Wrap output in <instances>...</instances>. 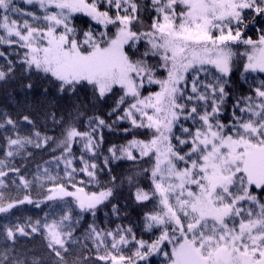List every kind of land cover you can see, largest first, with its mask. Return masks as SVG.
Instances as JSON below:
<instances>
[{
	"label": "snow or ice",
	"instance_id": "obj_1",
	"mask_svg": "<svg viewBox=\"0 0 264 264\" xmlns=\"http://www.w3.org/2000/svg\"><path fill=\"white\" fill-rule=\"evenodd\" d=\"M23 3L34 10L0 0V82L28 77L25 101L37 87L39 98L15 119L0 111V129L12 132L0 159V213L26 204L48 211L0 224V264H150L154 255L165 264H264V79H248L264 74V0ZM34 110L62 129L59 138L37 130ZM105 130L130 138L105 147ZM28 146L59 155L28 178L14 162L32 156ZM116 162L132 166L116 175ZM10 184L26 194L7 195ZM125 186L137 205L155 202L144 214L145 229L159 230L150 242L131 226L97 222L109 206L120 215L113 201ZM36 237L40 255L17 249Z\"/></svg>",
	"mask_w": 264,
	"mask_h": 264
},
{
	"label": "trees",
	"instance_id": "obj_2",
	"mask_svg": "<svg viewBox=\"0 0 264 264\" xmlns=\"http://www.w3.org/2000/svg\"><path fill=\"white\" fill-rule=\"evenodd\" d=\"M17 4L19 7L25 9V10H34L31 6H27L23 3V0H17ZM87 20V17L80 16L76 23L84 25V22ZM248 35L253 36L255 39V32H249ZM6 53L12 51V49L8 48L7 46H4L3 49ZM240 51H243L241 48ZM14 59H18V57H12ZM0 63H3V59L0 58ZM242 70V68H241ZM253 77H255L257 80L264 79V74L260 73H252L249 75L248 79L251 80ZM31 79L33 81L39 80V78L35 74H31ZM236 86L239 90V92L243 94H247L248 92V85L240 80L239 72H237L233 77ZM28 82V77L21 78L19 74L17 75L16 79L9 80L7 83L0 82V111H7L9 114L13 116V118H17V113L23 111L24 114H29L28 109L24 108V103H34L39 98V88H34L31 93L28 94L27 101H25V93L21 90L20 84L21 83ZM150 90L155 91L158 90V87L153 85L150 87ZM57 103L61 106L66 104V101L59 100ZM112 101L109 100L107 103H105L101 108V114L109 110L111 106ZM38 110H34L31 112V115L33 116V119L36 121L37 124V130L41 131L42 133H46L49 136H54L59 138L62 129L53 125L51 120H45L42 114H37ZM59 115V113H58ZM121 127H127L128 125L124 122L121 123ZM30 129L25 126L21 132L22 135L29 134ZM5 134L12 135V132L10 130H3L0 129V159L4 158V153L6 151V140H5ZM130 138L125 137L120 133H111L108 130H105V139L106 144L105 147H107L111 143H121L124 141V139ZM54 147V145H53ZM75 150V146H74ZM28 152H32V156L28 157L27 159L24 158V156H17L15 158V165L17 167H21V173L28 176V178H31V175L36 170V165H42L44 166L45 160H50L53 155H59V152H51L49 149H33L31 146L27 147ZM79 153L77 152V155ZM118 165V166H117ZM130 162H116V164L113 165V174L116 175H126L128 173V169L131 167ZM147 167L148 165H144ZM48 167H52L51 165H48ZM62 167V165H61ZM62 174V172H61ZM10 178L12 174H9ZM101 179H106V177L101 176ZM142 186L148 190L150 189L151 185L148 181V179L145 177L141 181ZM91 190H97L96 188H92ZM7 195H10L12 197H16L19 195L20 197H23L25 195V191L23 190H17L14 185L9 186V189L6 193ZM31 195L34 199H38V189L33 187L31 191ZM113 203H118L120 207V215H112L111 208L106 207L103 208L102 211L97 213V222L101 224V226H106L108 228H115L116 225H124V226H131L133 228V231L136 233L138 239H144L146 241H152L156 238V236L159 235L158 229H153L152 231H148L144 227V214L146 212H149L153 210L155 207V202H145L143 205H137L133 202L131 195L127 189V186H125L120 194L119 198ZM48 211V209L41 205L40 208H36L34 205H20L17 208L13 209L10 213H1L0 214V224L5 223H23L25 217H32V218H39L43 216L44 212ZM108 214L107 217L105 214ZM126 213V215H125ZM19 218V220H17ZM86 219L89 221L91 220L90 216H86ZM0 247H3V245H0ZM17 249L20 251H23L25 249H33L29 255H40L42 251H44L43 248V242L39 237L36 238H21L20 242L17 244ZM91 248V245H89ZM84 255H94V253L91 252H84ZM7 264V262H5ZM150 264H165V258L161 255H154L150 257Z\"/></svg>",
	"mask_w": 264,
	"mask_h": 264
},
{
	"label": "rangeland",
	"instance_id": "obj_3",
	"mask_svg": "<svg viewBox=\"0 0 264 264\" xmlns=\"http://www.w3.org/2000/svg\"><path fill=\"white\" fill-rule=\"evenodd\" d=\"M1 214V213H0Z\"/></svg>",
	"mask_w": 264,
	"mask_h": 264
}]
</instances>
